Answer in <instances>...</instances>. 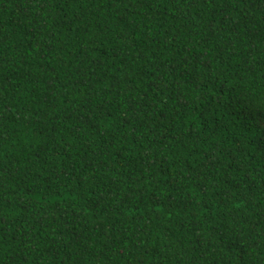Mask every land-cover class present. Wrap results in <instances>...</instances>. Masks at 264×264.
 <instances>
[{
	"label": "trees",
	"instance_id": "16d2710c",
	"mask_svg": "<svg viewBox=\"0 0 264 264\" xmlns=\"http://www.w3.org/2000/svg\"><path fill=\"white\" fill-rule=\"evenodd\" d=\"M262 94L264 0H0V264H264Z\"/></svg>",
	"mask_w": 264,
	"mask_h": 264
},
{
	"label": "snow or ice",
	"instance_id": "6c2138e0",
	"mask_svg": "<svg viewBox=\"0 0 264 264\" xmlns=\"http://www.w3.org/2000/svg\"><path fill=\"white\" fill-rule=\"evenodd\" d=\"M253 100L255 101V98H253ZM255 102H258L259 105H260L262 108H264V94H262V95L260 96L259 100H258V101H255Z\"/></svg>",
	"mask_w": 264,
	"mask_h": 264
}]
</instances>
